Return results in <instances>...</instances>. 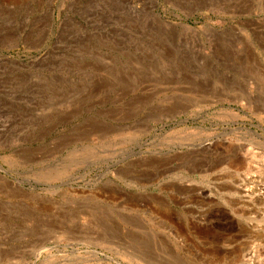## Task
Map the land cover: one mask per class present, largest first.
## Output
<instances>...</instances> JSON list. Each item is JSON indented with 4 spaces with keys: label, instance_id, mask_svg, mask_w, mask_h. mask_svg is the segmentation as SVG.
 I'll use <instances>...</instances> for the list:
<instances>
[{
    "label": "rangeland",
    "instance_id": "obj_1",
    "mask_svg": "<svg viewBox=\"0 0 264 264\" xmlns=\"http://www.w3.org/2000/svg\"><path fill=\"white\" fill-rule=\"evenodd\" d=\"M255 187L264 0H0V264H264Z\"/></svg>",
    "mask_w": 264,
    "mask_h": 264
},
{
    "label": "bare ground",
    "instance_id": "obj_2",
    "mask_svg": "<svg viewBox=\"0 0 264 264\" xmlns=\"http://www.w3.org/2000/svg\"><path fill=\"white\" fill-rule=\"evenodd\" d=\"M263 189V190H262ZM240 191L242 192V190L240 189ZM256 191V193H255ZM244 192L247 194H245L244 196L246 197H250V196H257L256 198V203L258 205L264 206V187H255L254 189H247L246 191L244 190ZM246 205V203H244ZM253 255V253L251 254L250 251H245L243 252V259H248L251 258ZM246 257V258H245Z\"/></svg>",
    "mask_w": 264,
    "mask_h": 264
}]
</instances>
